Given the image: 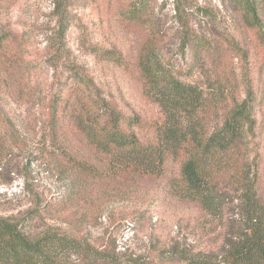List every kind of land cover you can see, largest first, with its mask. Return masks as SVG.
Segmentation results:
<instances>
[{"label":"rangeland","instance_id":"374dc122","mask_svg":"<svg viewBox=\"0 0 264 264\" xmlns=\"http://www.w3.org/2000/svg\"><path fill=\"white\" fill-rule=\"evenodd\" d=\"M189 1L192 26L213 46L198 57L191 48L179 51L174 0H154L146 22H132L124 15L128 0H97L86 6L82 0L73 13L67 39L70 57L94 78L103 98L116 104L124 116L138 118L133 131L144 141L164 123L163 111L147 94L138 69L140 46L152 27L181 79L201 85L221 108L245 96V73L264 100V45L256 31L241 25L239 6L230 0ZM198 6L212 9L217 21L200 20ZM52 7L53 0H0V25L13 32L10 55L33 62H24L18 70L15 59L9 61L11 56L0 57V98L5 100L1 103L22 131L26 122L34 128L28 126L20 138H12L9 124L0 116V216L16 217L35 207L24 189L25 178H30L42 211L30 223L32 233L56 227L74 237L85 236L97 247L109 251L116 247L121 255L147 256L154 264H183L184 256L218 253L226 236V217L221 222L211 220L198 203L181 196L180 161L169 157L161 177L139 178L102 169L99 173L77 163L84 158L85 137L76 129L71 131L73 149L55 147L48 140L43 123L45 107L53 97L60 93L75 97L78 116H85L92 103L84 88L66 80L69 73L56 74L49 61L32 57L43 54ZM95 47L111 54L103 57L93 51ZM247 48L244 56L242 50ZM259 109L263 125L264 101ZM208 117L217 119V115ZM76 126L83 127L82 121ZM261 138L256 143L258 148V142L262 144L263 152L264 133Z\"/></svg>","mask_w":264,"mask_h":264},{"label":"trees","instance_id":"16d2710c","mask_svg":"<svg viewBox=\"0 0 264 264\" xmlns=\"http://www.w3.org/2000/svg\"><path fill=\"white\" fill-rule=\"evenodd\" d=\"M91 1L97 0H85V6ZM230 1L239 6L241 25L256 31L264 45V0ZM81 2L53 0L43 54L32 56L49 61L56 74L69 73L66 80L73 79L84 88L85 96L92 102L85 108V116H78L75 97L66 98L61 93L53 97L45 107L43 123L48 140L55 147L73 149L71 131L76 129L80 137H85V154L75 162L85 170L151 178L164 175L169 157L180 161L181 196L198 203L211 220L221 222L226 217L227 226L218 253L184 256L183 264H264V151L260 143L264 124L258 119L264 101L261 90L245 73V96L235 99L230 107L221 108L201 85L181 79L152 27L141 43L138 69L147 94L163 111L164 123L152 138L144 141L133 131L138 118L124 116L116 104L103 98L94 78L70 57L68 32L74 22V10ZM153 3L154 0H128L123 13L132 22H146ZM174 3L179 51L184 53L191 48L198 57L213 48L212 40L192 26L190 1ZM195 12L200 20L217 21L213 10L205 6H198ZM12 37V30L0 25V57L7 60L12 52ZM93 51L106 58L111 54L96 47ZM248 51L244 49L242 54L246 56ZM14 59L18 70L24 62L33 63L12 56L9 61ZM261 69L264 72V64ZM1 100L4 98H0V116L9 124L12 138H20L28 126L34 129L31 122H26L22 131ZM208 115H217V119ZM79 120L83 127L76 126ZM256 140L260 141L259 148ZM2 146L0 141V151ZM29 179L25 178L24 189L35 207L16 217L0 216V264H154L147 256L121 255L116 253V247L109 251L93 245L85 236L74 237L56 227L32 233L28 229L30 223L42 211L40 195Z\"/></svg>","mask_w":264,"mask_h":264}]
</instances>
